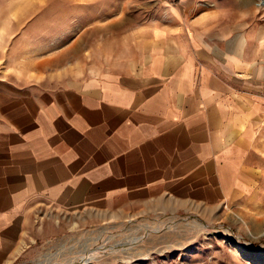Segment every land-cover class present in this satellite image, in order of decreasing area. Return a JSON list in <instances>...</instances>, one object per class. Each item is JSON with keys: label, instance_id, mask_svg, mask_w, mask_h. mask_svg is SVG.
<instances>
[{"label": "crops", "instance_id": "1", "mask_svg": "<svg viewBox=\"0 0 264 264\" xmlns=\"http://www.w3.org/2000/svg\"><path fill=\"white\" fill-rule=\"evenodd\" d=\"M83 36L29 71L0 64V264L112 219L262 224L257 0H158Z\"/></svg>", "mask_w": 264, "mask_h": 264}, {"label": "rangeland", "instance_id": "2", "mask_svg": "<svg viewBox=\"0 0 264 264\" xmlns=\"http://www.w3.org/2000/svg\"><path fill=\"white\" fill-rule=\"evenodd\" d=\"M156 1L0 0V64H7L11 73L29 71L47 55H68L75 40L83 42L85 33L99 40L100 23L130 17L141 5ZM163 1L185 5L186 0ZM262 2L257 0L260 8ZM254 128L253 146L264 160V120ZM231 217H211L206 223L189 216L133 217L88 228L75 225L68 236L41 248L34 261L23 264H47L49 258L53 264H71L101 246L108 249L86 264H264V220L253 225L236 211ZM129 244L132 247L125 248Z\"/></svg>", "mask_w": 264, "mask_h": 264}, {"label": "bare ground", "instance_id": "3", "mask_svg": "<svg viewBox=\"0 0 264 264\" xmlns=\"http://www.w3.org/2000/svg\"><path fill=\"white\" fill-rule=\"evenodd\" d=\"M102 248H99V250L97 251V250H95V251H93L91 254H89L88 256H86V257H84L82 260H80V261H74L73 263H71V264H86V263H88V262H90L92 259H93V257H95L96 255H98L100 252H102V251H104V250H107L108 249V247H106V246H101ZM132 247V244H129V246H127V247H125V248H131ZM121 249L123 250V247H121ZM121 249H115V251L114 252H120V251H122ZM111 251V250H110Z\"/></svg>", "mask_w": 264, "mask_h": 264}, {"label": "built area", "instance_id": "4", "mask_svg": "<svg viewBox=\"0 0 264 264\" xmlns=\"http://www.w3.org/2000/svg\"><path fill=\"white\" fill-rule=\"evenodd\" d=\"M262 3H264V2H262ZM261 6V5H260Z\"/></svg>", "mask_w": 264, "mask_h": 264}]
</instances>
